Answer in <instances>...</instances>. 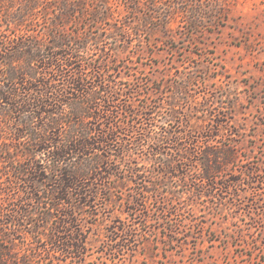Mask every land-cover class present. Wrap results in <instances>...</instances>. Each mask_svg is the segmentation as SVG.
Listing matches in <instances>:
<instances>
[{
    "label": "rangeland",
    "instance_id": "rangeland-1",
    "mask_svg": "<svg viewBox=\"0 0 264 264\" xmlns=\"http://www.w3.org/2000/svg\"><path fill=\"white\" fill-rule=\"evenodd\" d=\"M108 1L119 13L68 31L103 40L106 54L97 59L118 88L115 115L127 110L116 122L141 129L154 118L158 136L170 139L132 155L152 190L137 238L124 241L116 231L132 218L138 193L134 178L120 174L96 208L78 211L91 228L88 257L54 264H264V0ZM4 129L0 122L3 148ZM121 132L127 141L138 137ZM25 168L21 151L0 153V241L2 212L13 208L9 185ZM39 180L47 198L54 187ZM25 240L37 245L30 234ZM22 250L17 242L19 257Z\"/></svg>",
    "mask_w": 264,
    "mask_h": 264
},
{
    "label": "trees",
    "instance_id": "trees-1",
    "mask_svg": "<svg viewBox=\"0 0 264 264\" xmlns=\"http://www.w3.org/2000/svg\"><path fill=\"white\" fill-rule=\"evenodd\" d=\"M110 11L119 13L108 0H0V122L9 134L3 148L0 133V153L21 151L26 157V170L16 173L5 198L13 208L1 215L7 238L0 241V264L85 260L91 228L78 211L96 208L103 190L120 174L134 178L138 193L130 203L132 218L116 231L124 241L137 238V219L148 211L152 190L144 186L147 176L132 155L169 140L170 134L158 136L154 118L141 129L137 123L116 122L127 110L115 115L118 88L107 79L105 59H97L106 54L103 40L88 31H68L70 25L81 29L79 20L83 26L105 21ZM123 128L138 137L122 139ZM27 145L40 148L26 153ZM41 176L54 187L47 198L40 190ZM49 221L56 225L42 242ZM26 234L35 247L27 245ZM17 242L24 247L21 257ZM120 248L118 253L126 250Z\"/></svg>",
    "mask_w": 264,
    "mask_h": 264
}]
</instances>
